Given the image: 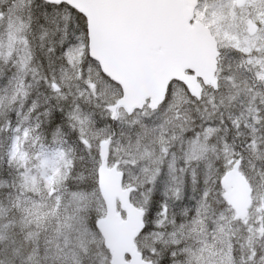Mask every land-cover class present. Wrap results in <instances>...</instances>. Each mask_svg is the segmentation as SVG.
Returning a JSON list of instances; mask_svg holds the SVG:
<instances>
[{"label": "snow or ice", "instance_id": "obj_1", "mask_svg": "<svg viewBox=\"0 0 264 264\" xmlns=\"http://www.w3.org/2000/svg\"><path fill=\"white\" fill-rule=\"evenodd\" d=\"M0 264H264V0H0Z\"/></svg>", "mask_w": 264, "mask_h": 264}, {"label": "water", "instance_id": "obj_2", "mask_svg": "<svg viewBox=\"0 0 264 264\" xmlns=\"http://www.w3.org/2000/svg\"><path fill=\"white\" fill-rule=\"evenodd\" d=\"M174 63V60L170 57H166L163 60L164 67H170ZM181 75H185L184 72L180 73ZM187 77V75H185ZM193 85H197L198 81L194 77H187ZM233 194L236 198L243 200L245 193L243 188L238 180H233ZM112 232L115 240L120 243H131L130 239V229L125 227L122 221H117L112 225Z\"/></svg>", "mask_w": 264, "mask_h": 264}]
</instances>
